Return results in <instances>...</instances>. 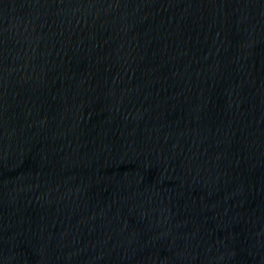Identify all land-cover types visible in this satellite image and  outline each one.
I'll return each mask as SVG.
<instances>
[{"label":"water","instance_id":"95a60500","mask_svg":"<svg viewBox=\"0 0 264 264\" xmlns=\"http://www.w3.org/2000/svg\"><path fill=\"white\" fill-rule=\"evenodd\" d=\"M10 264H264V0H0Z\"/></svg>","mask_w":264,"mask_h":264}]
</instances>
